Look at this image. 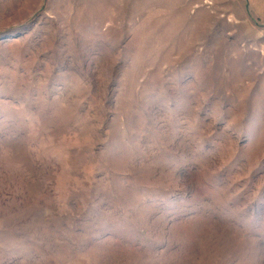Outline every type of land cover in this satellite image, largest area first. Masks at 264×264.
I'll return each instance as SVG.
<instances>
[{"label": "rangeland", "instance_id": "obj_1", "mask_svg": "<svg viewBox=\"0 0 264 264\" xmlns=\"http://www.w3.org/2000/svg\"><path fill=\"white\" fill-rule=\"evenodd\" d=\"M0 264H264V0H0Z\"/></svg>", "mask_w": 264, "mask_h": 264}]
</instances>
